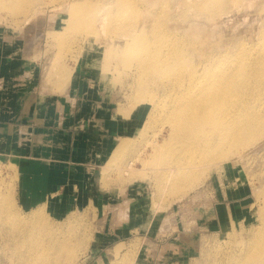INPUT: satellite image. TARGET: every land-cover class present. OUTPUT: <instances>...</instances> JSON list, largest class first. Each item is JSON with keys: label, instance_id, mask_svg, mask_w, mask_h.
I'll list each match as a JSON object with an SVG mask.
<instances>
[{"label": "bare ground", "instance_id": "1", "mask_svg": "<svg viewBox=\"0 0 264 264\" xmlns=\"http://www.w3.org/2000/svg\"><path fill=\"white\" fill-rule=\"evenodd\" d=\"M100 1L57 0L54 7L65 14L67 26L83 41L91 39L90 28L97 23L109 33L113 40L109 54L115 66L132 75L130 84L137 90L138 101L145 96L150 99L139 137L145 138L158 121L168 127L161 140L150 139L149 159L154 162L158 189L167 188L177 200L199 183L202 168L234 154L242 156L264 136V41L250 45L237 38L222 41L201 23L183 22L192 11L197 16L217 17L227 4L241 0H163L166 7L159 6L160 0H142L146 11L136 7L138 0H115L117 8L112 11L100 8ZM43 4L46 1L0 0V20H7L1 16L7 8L12 21L21 13V21L28 23ZM151 6L159 9L149 10ZM29 47L28 43L25 50ZM154 87L160 92L153 91ZM125 111L129 109L119 108L121 114ZM130 140H119L105 162L106 169L118 164L131 148ZM11 166L15 171V165ZM1 186L0 182V245L11 261L72 264L79 252L71 248V236H57L47 205L21 215ZM77 214L72 208L65 224L77 221ZM231 240L214 264H264V220L247 237Z\"/></svg>", "mask_w": 264, "mask_h": 264}, {"label": "rangeland", "instance_id": "2", "mask_svg": "<svg viewBox=\"0 0 264 264\" xmlns=\"http://www.w3.org/2000/svg\"><path fill=\"white\" fill-rule=\"evenodd\" d=\"M44 1L47 4L38 5L32 13L35 17L28 23L21 21L24 18L21 13L14 15L17 21H12L7 8L1 10V16L7 20H0V29L20 37L22 49L30 44L29 50L23 49L26 52L24 59L36 67L41 90L60 96L75 70L77 73L86 71L92 78L93 88L102 91L100 100H106L111 110L126 117L136 113L140 120L135 134L128 137L131 148L115 167L107 171L104 163L99 172L101 191L112 205L119 202L110 207L108 216L118 214L120 222L130 220L127 221L130 233L105 236L103 232H113L115 225L104 222L101 213L106 215L108 208L103 207L104 212L96 203L74 207L78 214L72 225L64 222L72 206L65 212L54 213L47 204L50 224L56 229L57 236H71L70 246L75 254L79 252L72 264H127L129 260L132 261L128 264H214L230 246L231 239L247 237L264 220V136L249 146L242 156L234 154L220 163L202 168L199 183L183 197L173 199L167 188L158 189L155 170L152 169L154 162L149 159L153 147L150 139L161 140L168 127L158 121L145 138L139 137L151 105L150 99L145 96L138 101L137 90L131 86L132 75H128L127 69L115 66L109 54V45H113L109 33L101 31L97 23L96 28H90L94 34L91 39L83 41L74 29L67 26L65 14L54 7L59 2ZM162 3L160 0L159 6L166 7ZM172 3L173 7L175 2ZM98 5L109 11L117 8L115 0H101ZM227 5L217 17L197 16L192 11L193 14L190 12L183 22L201 23L206 30L213 29V34L222 41L237 38L245 45L264 41V0H241L238 4L231 2ZM159 6H151L149 10H157ZM136 7L147 10L142 0H138ZM153 91L160 92L155 87ZM121 107L129 111L121 114ZM11 164L14 163L8 157L0 155L1 191L9 193L14 209L26 215L33 208L23 205L17 169L13 171ZM228 185L241 188L247 194V215L231 225L214 226L199 222L202 211L213 208L219 194L217 191ZM80 240H83L82 245ZM61 259L64 261L63 256ZM0 264H18V261H11L1 245Z\"/></svg>", "mask_w": 264, "mask_h": 264}, {"label": "crops", "instance_id": "3", "mask_svg": "<svg viewBox=\"0 0 264 264\" xmlns=\"http://www.w3.org/2000/svg\"><path fill=\"white\" fill-rule=\"evenodd\" d=\"M19 40L0 29V155L16 166L23 205L48 204L54 213H62L69 206L96 203L102 211L108 208L106 215L101 213L104 222L115 225L105 236L130 233V220L108 216L119 202L112 205L101 191L99 172L119 140L135 134L137 114L119 116L111 110L86 71L75 70L60 96L46 94ZM217 192L213 208L202 211L199 222L231 225L247 215L248 196L241 188Z\"/></svg>", "mask_w": 264, "mask_h": 264}]
</instances>
